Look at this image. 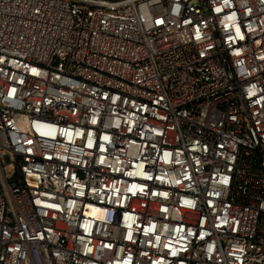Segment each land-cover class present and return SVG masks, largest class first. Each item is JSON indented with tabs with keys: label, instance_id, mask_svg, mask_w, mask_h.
Masks as SVG:
<instances>
[{
	"label": "built area",
	"instance_id": "2783aa9c",
	"mask_svg": "<svg viewBox=\"0 0 264 264\" xmlns=\"http://www.w3.org/2000/svg\"><path fill=\"white\" fill-rule=\"evenodd\" d=\"M0 264H264V0H0Z\"/></svg>",
	"mask_w": 264,
	"mask_h": 264
}]
</instances>
